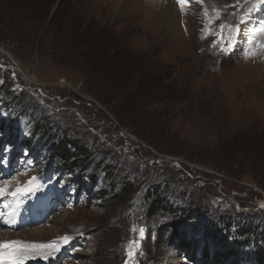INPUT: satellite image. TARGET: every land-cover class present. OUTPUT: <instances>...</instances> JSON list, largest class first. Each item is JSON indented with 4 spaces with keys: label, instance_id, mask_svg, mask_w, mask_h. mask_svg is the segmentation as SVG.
I'll use <instances>...</instances> for the list:
<instances>
[{
    "label": "rangeland",
    "instance_id": "rangeland-1",
    "mask_svg": "<svg viewBox=\"0 0 264 264\" xmlns=\"http://www.w3.org/2000/svg\"><path fill=\"white\" fill-rule=\"evenodd\" d=\"M193 1L0 0V187L36 178L0 196V244L51 248L42 264H231L249 235L257 264L241 231L264 230V15Z\"/></svg>",
    "mask_w": 264,
    "mask_h": 264
},
{
    "label": "trees",
    "instance_id": "trees-1",
    "mask_svg": "<svg viewBox=\"0 0 264 264\" xmlns=\"http://www.w3.org/2000/svg\"><path fill=\"white\" fill-rule=\"evenodd\" d=\"M68 142H60L58 140V145H57V149L62 150V152H60V156L64 157L65 159H67L68 157H71L72 153L70 148L68 147ZM80 150H78L77 152H79ZM160 202L157 201V199H155L153 205H152V211L157 209V206ZM251 232L254 233L253 236L255 237V239L257 240V250L255 253H253L251 256H253L255 258V261L257 262V264H264V230H259L257 227H254L253 230H243L241 232ZM256 233V234H255ZM217 234V232L215 233H211V237L212 238H216V240H218V238L215 236ZM249 237V235H248ZM248 237L244 238V240L242 241L241 238H237V241H235L233 244H229V246H224L225 249L221 250L222 253H224V257L225 258H229L231 264H243L244 260H245V245L248 242ZM225 241V240H224ZM222 255V256H223ZM219 257V256H218ZM250 256H247V261H249L248 259Z\"/></svg>",
    "mask_w": 264,
    "mask_h": 264
},
{
    "label": "bare ground",
    "instance_id": "bare-ground-1",
    "mask_svg": "<svg viewBox=\"0 0 264 264\" xmlns=\"http://www.w3.org/2000/svg\"><path fill=\"white\" fill-rule=\"evenodd\" d=\"M167 1V8H166V11H167V14H169V15H171V14H173V16H174V11H175V2H176V0H165V2ZM193 1V0H192ZM196 1V0H195ZM213 1V0H212ZM229 1V0H228ZM154 2V1H153ZM194 2V1H193ZM222 2V1H221ZM230 2V1H229ZM239 2V1H238ZM216 3H218V2H216ZM228 3V2H227ZM232 3V2H231ZM201 4V3H200ZM223 4V3H222ZM230 4V3H229ZM213 6V5H212ZM222 6V5H221ZM239 6V5H238ZM208 7H209V5H208ZM214 7V6H213ZM223 7H224V5H223ZM242 7V6H241ZM236 8H237V6H236ZM243 8V7H242ZM241 8V9H242ZM247 8H249V6H247ZM250 11H251V15L250 16H256L255 17V19L257 20V17H260V16H263L264 15V0H256L255 2H253V5H250V9H249ZM242 12H244L243 10H242ZM250 13V12H249ZM234 15V14H233ZM172 16V17H173ZM241 16V15H240ZM210 17V16H209ZM236 17V16H235ZM234 17V18H235ZM264 17V16H263ZM249 18V17H248ZM233 20V19H232ZM202 21V20H201ZM249 23L251 24V22L253 21V19L252 18H249ZM258 21H259V19H258ZM259 26V25H258ZM253 33V32H252ZM257 33H260L261 35H264V26L263 25H260L259 27H258V30L256 31V34ZM259 35V34H258ZM256 37H257V35H256ZM258 38H259V36H258ZM257 38V39H258ZM263 41V40H262ZM263 206H264V202H263ZM3 216V215H2ZM12 216V215H11ZM11 216H9V217H7V219L6 220H10L11 219ZM4 220H5V218H4ZM28 238H31V237H28ZM27 238V239H28ZM34 238H35V236H33L32 237V239L34 240ZM6 239H7V237H6ZM60 242H61V245L60 246H62V247H65L69 242H68V238H66V237H63V238H61L60 239ZM28 245V244H27ZM52 247V246H51ZM50 249L51 248H45V249H35V248H31V249H28V247H16L15 249L14 248H10V249H3V250H0V252H3V253H11V252H17V253H20V254H22V252H19V251H24V252H26V254L28 255L27 257H28V259H24L23 261H27V262H30V264H42V263H40L41 261H40V257H45L46 255H48V253H50ZM44 250H46V251H44ZM48 251V252H47ZM44 253V254H43ZM41 254H43L42 256H41ZM0 264H9V262L8 261H6V260H2V259H0ZM24 264V263H23ZM26 264V263H25Z\"/></svg>",
    "mask_w": 264,
    "mask_h": 264
},
{
    "label": "snow or ice",
    "instance_id": "snow-or-ice-1",
    "mask_svg": "<svg viewBox=\"0 0 264 264\" xmlns=\"http://www.w3.org/2000/svg\"><path fill=\"white\" fill-rule=\"evenodd\" d=\"M200 2H202V0H200ZM178 3H180L181 6L184 7L188 3V0H178ZM218 16H219V12L217 11L216 18H218ZM205 17H208L207 10H205ZM212 22H214L213 18H209V24H211ZM224 27H225L224 24L220 25L221 30H223ZM208 30L211 31L210 28ZM0 83H2V81H0ZM35 179L36 178L33 177L31 180H29L27 187H18L16 189V191L11 192V193L7 192L6 186L0 187V196L6 195V194L16 196L17 194L22 193V192H31L34 190ZM5 207H7V205H5ZM139 233H140V236L143 237L144 236V229L143 228L139 229ZM13 243H19V242H13ZM131 244L135 245L136 247H139V244L137 241H132ZM7 247H9V244H7V243L0 244V248H7ZM22 247L34 248V247H43V246H40V245H23ZM129 255H130V257L132 255H134L131 248L129 250ZM27 258H28L27 255L20 254V253H17L15 251L11 252V253L0 252V259L8 261L9 264H23V260L27 259ZM45 258H47V257H45Z\"/></svg>",
    "mask_w": 264,
    "mask_h": 264
},
{
    "label": "water",
    "instance_id": "water-1",
    "mask_svg": "<svg viewBox=\"0 0 264 264\" xmlns=\"http://www.w3.org/2000/svg\"><path fill=\"white\" fill-rule=\"evenodd\" d=\"M258 207H261V205H259Z\"/></svg>",
    "mask_w": 264,
    "mask_h": 264
}]
</instances>
